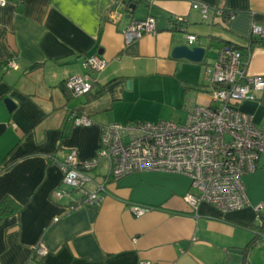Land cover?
Listing matches in <instances>:
<instances>
[{"label": "crops", "instance_id": "0c3cea01", "mask_svg": "<svg viewBox=\"0 0 264 264\" xmlns=\"http://www.w3.org/2000/svg\"><path fill=\"white\" fill-rule=\"evenodd\" d=\"M137 1L8 0L0 7V203L9 196L21 206L0 223V264H34V258L37 264H242L243 253L235 251L243 252L263 223L264 156L243 178L250 204L230 212L201 203L196 217L184 200L190 179L160 172L109 183L99 208L71 211L72 200L53 196L62 188L60 163L72 151L80 162L97 157L104 125L156 120L142 112L164 98L187 113L211 104L205 68L225 44L250 49L248 72L264 78V43L252 36L254 25L264 28V0ZM194 2L210 6L208 18ZM217 10L236 16L226 22ZM150 16L157 32L127 44L126 26ZM177 17L186 23L173 26ZM187 34L198 37L192 47L207 49L202 63L172 57L176 46L188 45ZM92 56L108 66L91 94L74 98L64 82L84 74L83 61ZM10 60L18 68L7 70ZM237 109L264 126V92ZM72 111L92 125L75 126ZM109 172L103 161L89 175L99 183ZM132 205L153 209L136 217ZM259 235L249 264H264V232ZM40 245L45 256L36 252Z\"/></svg>", "mask_w": 264, "mask_h": 264}, {"label": "built area", "instance_id": "2783aa9c", "mask_svg": "<svg viewBox=\"0 0 264 264\" xmlns=\"http://www.w3.org/2000/svg\"><path fill=\"white\" fill-rule=\"evenodd\" d=\"M127 6L128 1L118 0ZM8 0H0L5 7ZM192 8L208 18L211 8L202 2L192 3ZM218 11V10H217ZM226 22L235 18L234 12L218 11ZM110 17L116 20V13ZM174 25L186 23L183 17L173 20ZM157 32L154 16L142 21H132L123 30L127 44L145 35ZM252 36L264 42V28L254 25ZM188 46L198 41L193 34L186 35ZM251 50H241L224 45L219 49L215 62L206 66L207 80L213 86L212 102L197 105L188 110L185 123L160 121L157 123H109L102 127L100 150L97 157L80 162L76 151L60 163L63 172L62 188L54 192L56 200H72L70 210L80 206L99 208L108 194L109 183L144 172H160L183 175L190 179L191 189L184 197L190 209L198 217L201 203L210 204L223 212L240 210L250 204L243 181L245 175L260 168L264 156V126H258L250 114L237 109L242 101H254L264 92V78L251 75L248 68ZM84 74L68 78L65 89L79 98L92 93L96 75L108 66L98 56L83 61ZM16 60H10L6 69H16ZM75 126H91L92 120L85 114L72 111ZM108 161L110 172L103 181L96 183L89 173L101 162ZM95 188L91 189L90 185ZM77 197V199H75ZM258 206L256 210H260ZM153 208L132 205L136 217H142ZM38 256L47 250L40 245ZM140 264H152L142 261Z\"/></svg>", "mask_w": 264, "mask_h": 264}, {"label": "rangeland", "instance_id": "374dc122", "mask_svg": "<svg viewBox=\"0 0 264 264\" xmlns=\"http://www.w3.org/2000/svg\"><path fill=\"white\" fill-rule=\"evenodd\" d=\"M209 56L211 57V53H209ZM214 62H215V60H214ZM167 85L169 86V84H167ZM169 98L171 99L170 96H169ZM165 101H167V99L164 98V99L158 101L157 104L150 106L148 108L149 110L145 109L142 112L143 115H150L153 117H157L156 120L148 122L147 120L138 118V119H133V120L126 122V123H133V124H136V123H157L160 121H174L177 123H185L186 119L188 117V113L185 110L186 108L179 107L177 109H174V107L166 106L167 102H165ZM168 101H171V100H168ZM164 102L166 104H163ZM139 110H140V108L137 111H139ZM138 113H139V115H141L140 112H138ZM126 123H122V124H126Z\"/></svg>", "mask_w": 264, "mask_h": 264}, {"label": "trees", "instance_id": "16d2710c", "mask_svg": "<svg viewBox=\"0 0 264 264\" xmlns=\"http://www.w3.org/2000/svg\"><path fill=\"white\" fill-rule=\"evenodd\" d=\"M132 3H137V0H132ZM182 27V26H180ZM178 30V28H175ZM260 43H264L263 41H261ZM254 44V43H252ZM226 46H230V47H234V48H238L232 44H225ZM239 49V48H238ZM21 210V206L11 197H6L3 199V201L0 203V223L10 217L13 216L15 214H17L18 212H20ZM263 219V223L261 224V226L256 227L255 233L256 236L250 241V243L243 249V261L242 264H249V255L250 253L258 246V244L262 241V237L261 234L262 232H264V218ZM34 264H37L36 259L34 258Z\"/></svg>", "mask_w": 264, "mask_h": 264}, {"label": "water", "instance_id": "95a60500", "mask_svg": "<svg viewBox=\"0 0 264 264\" xmlns=\"http://www.w3.org/2000/svg\"><path fill=\"white\" fill-rule=\"evenodd\" d=\"M207 53L206 48L202 47H190L186 44L176 46L173 49L172 57L174 59H185L192 63H202ZM11 107L13 104L8 102ZM238 254H242V251H235Z\"/></svg>", "mask_w": 264, "mask_h": 264}]
</instances>
